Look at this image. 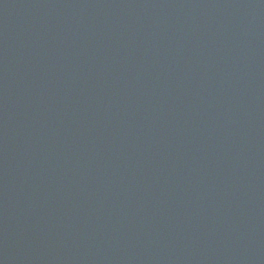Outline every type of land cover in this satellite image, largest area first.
Returning a JSON list of instances; mask_svg holds the SVG:
<instances>
[{
	"label": "water",
	"instance_id": "1",
	"mask_svg": "<svg viewBox=\"0 0 264 264\" xmlns=\"http://www.w3.org/2000/svg\"><path fill=\"white\" fill-rule=\"evenodd\" d=\"M0 264H264V0H0Z\"/></svg>",
	"mask_w": 264,
	"mask_h": 264
}]
</instances>
